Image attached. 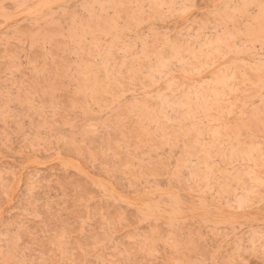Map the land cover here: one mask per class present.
Masks as SVG:
<instances>
[{"label": "rangeland", "instance_id": "1", "mask_svg": "<svg viewBox=\"0 0 264 264\" xmlns=\"http://www.w3.org/2000/svg\"><path fill=\"white\" fill-rule=\"evenodd\" d=\"M0 264H264V0H0Z\"/></svg>", "mask_w": 264, "mask_h": 264}]
</instances>
